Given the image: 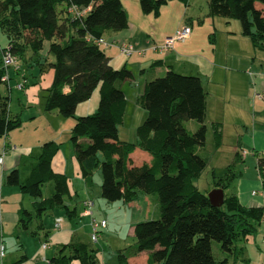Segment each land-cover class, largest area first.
Here are the masks:
<instances>
[{
    "label": "trees",
    "instance_id": "trees-1",
    "mask_svg": "<svg viewBox=\"0 0 264 264\" xmlns=\"http://www.w3.org/2000/svg\"><path fill=\"white\" fill-rule=\"evenodd\" d=\"M169 1L139 0V4L142 12L157 16ZM178 1L187 5L190 0ZM257 2L264 0H208L209 14L239 20L241 33L256 48L264 49V11L257 8ZM128 22L122 0H0V31L7 37L4 44L0 42V82L6 72L3 54L7 44L17 59L28 65L48 41L46 54L54 56L50 62L54 77L46 90L45 108L74 119L70 141L85 183L92 186L93 174L100 166L101 195L108 201L130 202L143 193L157 194L159 217L135 225V245L128 255L120 250L121 264H131L128 257L142 251L149 252L143 264L235 263L242 251L238 242L257 232L264 209L243 205L236 194L224 195V203L214 206L195 184L208 164L200 154L207 139V93L200 76L181 74L169 66L164 75L147 79L137 97L147 114L136 129V141L119 137L127 107L119 83L131 79L133 72L125 64L115 68L98 40L107 31L127 28ZM27 51H31L28 57ZM38 59L43 70L47 63ZM20 67L18 63L15 71ZM66 86L69 91H64ZM97 87L96 110L78 115L77 106ZM191 119L199 123L195 131L185 125ZM21 124L20 116L10 112L8 97L0 91V136ZM220 124L212 123L217 148L222 140ZM60 145L55 140L44 142L38 156L21 160L4 179L5 185L18 187L32 200L31 208L23 207L20 213L19 224L25 230L34 216L45 211L64 208L69 217L75 212L66 204L69 177L53 169ZM137 147L151 155L150 162L133 164L130 154ZM256 166L264 183V155L258 154ZM49 182L53 187L45 196L43 186ZM213 240L226 257L214 256ZM73 259L80 264H100L97 249L82 241L62 246L48 264H70Z\"/></svg>",
    "mask_w": 264,
    "mask_h": 264
},
{
    "label": "rangeland",
    "instance_id": "rangeland-1",
    "mask_svg": "<svg viewBox=\"0 0 264 264\" xmlns=\"http://www.w3.org/2000/svg\"><path fill=\"white\" fill-rule=\"evenodd\" d=\"M122 1L128 10L131 23L143 29L145 28L146 32L151 33V35H148L149 39L145 36L147 40L152 41V43L155 42L149 47V54L151 55L153 48L157 49L156 43L159 42L154 41L157 33L162 32V30L169 31L176 24L173 15L176 16L179 12L176 9L164 8L163 14L155 16L152 13L145 14L142 12L139 0ZM178 3H181L185 11V4L180 1ZM257 8H261L264 11V3L257 2ZM189 12H192V14L196 13L194 15L196 18H194L193 37L198 34V38H200L198 46L196 44L184 52L180 50L184 49V47H189L188 42H178L176 45L180 46V49L162 51L163 55L169 51V58L167 64L160 66L157 70L154 69L152 64H147V62L142 65L140 55L137 53L128 59L129 64L127 67L132 70L133 77L119 83L127 94V107L124 120L119 126V137L123 140L136 141V129L147 114L146 110L138 103L137 97L142 92L147 79L154 78L152 76L164 75L171 65L176 72L181 74L198 75L203 78L207 90L205 123L208 132L206 142L200 148V154L208 159V164L201 175L195 179V184L205 194L216 188L215 186L218 184L223 186L221 188H223L226 196L231 194L240 196L244 191L243 187L245 184H248L252 190L257 191L259 194L263 190L262 187H264L263 180L256 166V159L258 154H260L259 151L264 152V141L261 136L257 139L258 130L264 131V98L260 97V95L258 96V94L264 96V49L256 48L248 36L239 34L241 31L239 20L211 16L209 14L208 0H191ZM6 38L5 33L0 31V42L4 44ZM138 40H142L141 37L136 40L137 43H140ZM104 47L105 49L108 48L107 45H104ZM147 50L145 49V52ZM182 52L185 56L189 54L187 52L195 53L194 55L197 56L195 58H199L202 55L205 56L208 62L214 64L216 74L218 75L219 72L222 74V76L219 74L220 79L225 80L226 77H229L228 80L226 82L216 81L218 86L215 83L207 84L208 74L204 70L200 71V69L191 67L187 62L189 59L184 64H175L177 53L183 54ZM170 53L172 54L170 55ZM47 56L45 58L37 57L41 63L44 61L47 63V66L46 64L44 65V72L53 69L50 66V62L54 61V56L51 54H49L48 58ZM37 58L33 56L31 63L34 61V64H37ZM37 65H34L33 68ZM37 67L40 70L41 66ZM144 67L146 70L142 71ZM32 74H35V72L31 73L22 69L18 72L10 70V77H12L10 83L7 85L3 81L0 82V91L8 97L9 109L12 110V113L18 114L22 120L21 126L13 130V132L11 131L12 137L16 139L17 144L22 142L26 146L30 145L32 148H37L39 143L40 146L50 140L49 138L52 136H58L60 138L59 142L63 143V153L69 155L73 150L70 141V131L75 121L71 117L62 116L56 109L47 110L45 108L46 90L51 85L48 88L44 87L43 81L40 78H35L36 76ZM258 75L261 76L260 82L257 79L255 81V77H258ZM214 77L217 76L215 75ZM17 83L24 84V88L20 90L14 89L13 86L17 85ZM84 102V108L80 106L77 112L78 115H86L96 110L99 103V88L97 87L96 92H93L92 96ZM216 118H219L218 120L225 119L222 124L224 138L218 148L215 146L214 134H212L213 128H211L212 120ZM185 125L188 130L195 131L199 123L191 119L185 121ZM253 136L257 139H255V147ZM256 148L259 151H256ZM139 150L146 152L141 148ZM244 151H246L245 154ZM239 152L244 159H242L243 157L239 158ZM33 154L36 155V153ZM132 159L138 165L139 162L140 164L144 162L137 153L132 156ZM230 169L231 171H229ZM102 179L101 167L99 166L93 174L92 186L80 192L82 200L78 201L77 204H80L78 209H81L80 214L83 216H80L78 212L70 219L67 210L60 208L64 218L57 217L56 219H60L61 226L63 224L62 220L70 221L72 227L78 231L82 241L88 242L91 248L97 249L99 253L98 262L100 264H121L118 259L120 250L128 255L132 253L135 245V225L138 222L159 217L157 194L143 193L140 199L130 202L122 199L108 201L100 193ZM52 187V182L43 186L45 196L50 195ZM85 197L94 201L92 215H84L83 198ZM25 201L23 205L26 204ZM53 211L55 212V209ZM44 218L49 226L50 219L53 217L45 214ZM93 218L97 220L106 219L107 221L106 228L98 233V240L96 241L91 239L93 232L91 221ZM56 219H54L53 225L49 228L46 225L47 229H50L49 234L54 231L53 229L58 230V227L55 226ZM36 224L37 221L34 216L29 223L28 230L23 229L19 221L17 226H14L16 232L11 231V226L5 229L4 245L6 251L5 256L2 259L0 258V264H13V262L14 264H21L27 260L31 261L32 264L37 262L47 264L44 259L46 254L43 253L44 250L41 248V244H48L46 235L41 229L37 235L31 233L32 230L37 229ZM263 236L264 232L259 227L254 237L252 236L250 239L251 245L256 246L258 249L257 244L262 240ZM262 249H264V246L258 250ZM212 251L217 259L227 256L220 249V244L215 240L212 241ZM24 253L27 258H24ZM144 254L147 256V252L132 254L131 256H136V264H142ZM21 258L22 261L19 262ZM237 263L259 264L256 256H251L245 263L240 260ZM230 264H232V260H230Z\"/></svg>",
    "mask_w": 264,
    "mask_h": 264
},
{
    "label": "crops",
    "instance_id": "crops-1",
    "mask_svg": "<svg viewBox=\"0 0 264 264\" xmlns=\"http://www.w3.org/2000/svg\"><path fill=\"white\" fill-rule=\"evenodd\" d=\"M178 2H179L178 0H171L161 7V13L160 14L164 13V8L165 9H172V10L176 9L179 13H177L176 16L173 15L174 20L176 21V24L169 31L162 30V32H158L154 41H159L158 43H156L157 46L161 45L166 36L171 35L172 33H174L178 28L182 27L183 25H190L191 35H190L189 39L182 42V43L188 42L189 47H184V49L180 50V51L186 52V50H188L190 47L195 46L196 44H197L196 46H198V41L200 40V38H198V34H196L195 37H193L194 18H196L194 15L196 13L192 14V12H189V5H190L191 0L189 1V3L187 5H185V7H184L185 11L183 10L181 3H178ZM122 3H123V1H122ZM123 6H124V4H123ZM124 8L126 9L125 6H124ZM127 12H128V10H127ZM128 18H129V22H128L127 28L120 30V31H107L103 35V39L105 42H107L108 48L107 49H105V47L103 48V46L105 44H103V45L100 44V45L104 49L105 53L111 58V64L115 68H118V67L122 66L123 64H125L127 66L129 64L128 59L133 54H135V52L130 56H126L121 50V45L122 44H131L136 50L142 51L141 54L137 53L138 55H140L142 65H145L146 62H147V64H153L158 60H161L162 62H161V65L154 66L155 70H157V68H159L160 66L166 65L168 58H169V51L165 55H163L162 51L158 50V48L157 49L153 48L152 54L150 55L149 54V47H151L155 43V42L152 43V41L147 40V39H149L148 35H151V33L146 32V30H144L145 28L143 29L141 27H138V26H135L134 24H132L129 14H128ZM240 33H241V31L239 32V34ZM145 36H147V39L145 38ZM140 37L142 40H138L140 43H137L136 40H137V38H140ZM48 43H49L48 41L44 42L43 48L37 53L36 58L37 57H39V58H43V57L45 58L46 57V55H47L46 50H47ZM177 43L178 42H176L173 45L172 50L170 49V51L180 49V46L176 45ZM145 49H148L147 52H145ZM187 53H189V54H187V56H185L184 53L183 54L177 53V56H176L177 58L175 60V64H184V62L189 59V61H187V62L189 63V65L191 67L196 68V69H200V71L204 70L208 74L207 84L208 83H210V84L215 83V85H217L216 81L217 82H222V81L226 82L228 80L229 77H226L225 80L220 79L221 78V77H219L220 72L218 75L216 74L214 64H212L211 62H208L205 56L202 55L199 58H195V57H197L194 55L195 53H190V52H187ZM171 54L172 53H170V55ZM30 55H31V51H27V57ZM48 57H49V55L47 56V58ZM18 63L21 65L20 69H22L24 71L25 70L30 71L31 73H33V71H34L35 74H32V75L36 76L35 78H40L43 81L42 84L44 87L48 88L52 84L53 77H54V70L53 69L46 70L45 72L43 70H41V68L39 70L37 67V66H39V64L38 65L34 64L35 63L34 61L27 65V63L25 64L22 60L18 59ZM33 64L37 65V66L33 68V66H34ZM131 67H133V66H131ZM170 67L173 68L172 65ZM43 69L45 70V68H43ZM145 70H146L145 67L142 68V71H145ZM11 71H15V68H13ZM215 75L217 77H214ZM220 76H222V74H220ZM152 77H156V76H152ZM11 78L12 77H10V72H9V81L4 82V83H6L8 85L10 83ZM200 78L203 82V78L202 77H200ZM256 79L258 80V82H260L261 76L258 75V77H255V81H256ZM203 85L205 88L204 82H203ZM13 88L14 89L17 88L16 85H14ZM69 89L70 88L68 86L64 87V91H69ZM17 90H20V89L17 88ZM205 91L207 93L206 88H205ZM95 92H96V90L94 91V93ZM1 93H3V92H1ZM259 95H260V97L264 98L263 95L258 94V96ZM126 96H127V94H126ZM206 103H207V96H206ZM84 104H85V102L80 103L77 106V112H78L80 106H82L84 108ZM10 107H11V103H10ZM10 112L12 115H18V114L12 113L11 109H10ZM205 116H206V114H205ZM218 119L219 118L213 119L212 123L220 122L221 123L220 124L221 130H222V129H224L222 127V124L225 122V119H223V120H218ZM263 120H264V118H263ZM211 128H213V127H211ZM12 132L8 133L7 135L0 136V157L3 156V162L0 163V235H1V239L3 240V242H4L5 229L7 227L11 226V231L16 232L15 227L17 226V222L19 221L21 209L23 207L31 208V202H32V200L30 198L24 197L22 195V193L20 192L18 187L5 185L4 179H5L6 175L12 169L19 166L21 160H23L29 156H38L39 155L38 153L40 152V149H41V147H40L41 145L39 146L40 143L37 145V148H32V146H30V145L26 146V145L22 144V142L20 144H17L16 143L17 141H15L16 139H14L12 137ZM207 132H208V128H207ZM257 133H258L257 139L259 136H261L262 140L264 141V131H261L259 129ZM212 134H213V130H212ZM255 134H256V132H255ZM223 138H224V130H222V139ZM49 139L59 142L60 138L58 136H52ZM255 139H256V137L253 136L254 147L256 145V140H257V139L255 140ZM59 143L61 144L60 149L57 152V154L55 155V157L53 158L52 164H53V169L55 171L65 173L69 177L70 195L66 198V204L68 206L67 207L68 209H70V210L74 209V211H75L72 213V216L70 217V219H72L74 217V214H76L78 212H79L80 216H83L80 214L81 209H78L80 207V204H77V203H78V201L82 200L80 197V192L85 191V188H87L89 186L85 183V181L81 175L79 164H78V162L74 156V151L72 150V153H70L69 155H65L63 153V145H62L63 143L62 142H59ZM138 149L139 148L137 147L130 154L131 159H132V156H134V154L137 153L142 157V159H143L142 161L150 162L151 155L149 153L142 151V150L138 151ZM256 151H259V150L256 148ZM33 153H36V155H34ZM259 153L264 155V152L259 151ZM238 156L240 159L243 157L240 152H239ZM242 159H244V157ZM132 161H133V159H132ZM256 163H257V159H256ZM133 164L138 165L134 161H133ZM139 164H140V162H139ZM238 165L241 166L240 163H238ZM257 186H259V185H257ZM215 187L218 188L221 186L216 185ZM262 189L263 190L258 194L257 191L252 190L248 184H245L243 187V190H244L243 193L240 194V196H238V195L237 196H238L240 202L245 206H259V207H262L264 209V187H262ZM83 199H84L83 201L87 200L86 197ZM138 199H140V197ZM24 201L26 203L25 205H23ZM61 211L62 210L60 208H56L55 212L53 211V209L43 212L40 217H36V221H37L36 228L37 229L31 231L34 233V235L35 234L37 235V234H39L40 229H41V231L44 232V234L47 237L46 241H48V244L46 245V247H42V244H41V248L44 250L43 253L46 254V258H44V259L47 262V264H48L49 259L52 256L56 255L62 246L68 245L69 243L74 242V241H82V239L78 235V231L72 227V225L70 224V221H68V220L67 221L62 220L63 221L62 226L60 224V226L58 227V230L53 229L54 231L51 234H49L50 229H47V227H46L47 223H46V220L44 218L45 214H48V215L53 217L52 219H50L49 226L47 225L49 228L50 226L53 225L54 219H56L57 217H61L62 219L64 218V215L61 214ZM56 212H59V213H56ZM259 227L261 228L262 232H264V217L262 218L259 226L257 227V231H258ZM101 230H103V229H101ZM252 236L254 237V234L248 235L238 242V246L242 247V251H241L238 259L235 261V263H232V264H238L237 262H239V260L242 261L243 263H245L246 261H248V259H250L251 256H256L258 258V263L264 264V249L258 250L264 246V240H263L264 236H263L262 240H260L257 244L258 249L256 246L254 247V245H251V243H250V239L252 238ZM144 252H147V256L145 254L143 255L142 262H141L142 264L144 263L145 259L147 260L148 253H149L148 251H142V254ZM139 253H141V252H139ZM23 256H24V258L25 257L27 258L25 253L23 254ZM98 256H99V253L97 252V259H98ZM135 257L136 256H130L127 259V262L131 263V264L132 263L136 264L135 263ZM13 264H14V262H13ZM21 264H32V263H31V261L27 260L26 262H23ZM33 264H35V263H33ZM36 264H41V263L37 262ZM70 264H80V262L77 259H73Z\"/></svg>",
    "mask_w": 264,
    "mask_h": 264
},
{
    "label": "built area",
    "instance_id": "built-area-1",
    "mask_svg": "<svg viewBox=\"0 0 264 264\" xmlns=\"http://www.w3.org/2000/svg\"><path fill=\"white\" fill-rule=\"evenodd\" d=\"M190 35H191V27L189 25H183L182 27L178 28L172 35L166 36L163 40V43L159 46H156V48H158L160 51H163V52L170 50L176 42H184L187 39H189ZM98 42L107 45V42H105L103 38L99 39ZM121 50L126 56H130L134 52L138 54L142 53L141 50H136L131 44H122ZM3 65L6 69V72L3 75L2 80L3 82H8L9 81L8 69L10 67H14V68L18 67V59L11 51L9 44L6 45V49L3 54ZM16 87L18 89H23L24 84L17 83ZM245 153L246 151H244V154ZM2 162H3V156L0 157V163ZM93 205H94V201L92 199H87L84 201V206H85L84 215L93 214ZM91 224H92V229H93V232L91 234V239L93 241H96L98 240V233L100 232V230L106 228L107 221L106 219L97 220L96 218H93L91 221ZM55 226L56 227L60 226V219L56 220ZM46 245L47 243H43L42 247H46ZM5 251H6V248H5L3 240L1 239L0 240V258L1 259L5 256Z\"/></svg>",
    "mask_w": 264,
    "mask_h": 264
},
{
    "label": "water",
    "instance_id": "water-1",
    "mask_svg": "<svg viewBox=\"0 0 264 264\" xmlns=\"http://www.w3.org/2000/svg\"><path fill=\"white\" fill-rule=\"evenodd\" d=\"M224 190L221 187L214 188L208 193V198L212 205L221 206L224 203Z\"/></svg>",
    "mask_w": 264,
    "mask_h": 264
}]
</instances>
